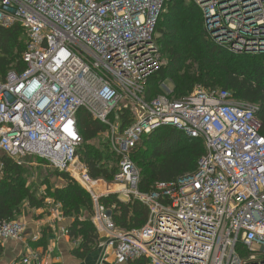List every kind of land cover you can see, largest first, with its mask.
I'll return each instance as SVG.
<instances>
[{
    "label": "built area",
    "instance_id": "obj_1",
    "mask_svg": "<svg viewBox=\"0 0 264 264\" xmlns=\"http://www.w3.org/2000/svg\"><path fill=\"white\" fill-rule=\"evenodd\" d=\"M166 1L0 0V26H20L26 36L24 70L0 76V153L16 162L34 157L73 178L91 197L92 224L115 264H264L257 106L219 89L177 99L168 82L145 99L149 79L165 65L156 28ZM193 1L214 43L234 55H264V0ZM81 109L109 127L119 158L113 182L93 179L80 160ZM122 112L131 114L124 129L110 119ZM162 127L201 140L205 154L193 174L142 193L132 154ZM111 195L144 205L146 225L118 229L115 206L101 203ZM26 233L20 220L0 221V242H22Z\"/></svg>",
    "mask_w": 264,
    "mask_h": 264
},
{
    "label": "trees",
    "instance_id": "obj_2",
    "mask_svg": "<svg viewBox=\"0 0 264 264\" xmlns=\"http://www.w3.org/2000/svg\"><path fill=\"white\" fill-rule=\"evenodd\" d=\"M200 9L187 5L185 0H167L156 28V42L160 52L168 57L165 64L153 75L146 86L145 99L151 101L162 94L161 85L168 82L174 87L177 99L190 96L196 89L229 91L236 101L257 106L260 133L264 135V55H234L207 39ZM161 36L158 37L157 35ZM26 36L20 26L4 29L0 26V76L9 71L22 72L25 68L22 56ZM130 112L113 113L111 121L119 120L121 129L130 124ZM78 129L83 143L78 151L80 160L93 179L113 182L118 171L119 158L107 140V151L94 147L92 141L106 133L109 127L95 120L86 110L78 112ZM139 149V150H138ZM149 149L151 151H149ZM145 153L151 160L144 164ZM205 154L203 142L186 136L172 127H162L144 135L141 145L133 151L132 160L144 165L139 190L150 193L156 183L174 182L193 174L199 160ZM141 157V158H139ZM111 160L115 167L110 166ZM147 161V162H148ZM43 162V161H41ZM0 164V221H16L21 211L40 209V200L23 186V174L19 164L6 156ZM138 168V166H137ZM139 169V168H138ZM64 186L57 188L52 199L62 207V214L73 219L69 236L81 241L76 254L84 257L99 242V235L92 224L94 215L90 195L68 174L58 171ZM106 207L115 206L113 221L123 231L142 229L148 221V209L138 201H122L117 195L102 199ZM128 264H149L140 260Z\"/></svg>",
    "mask_w": 264,
    "mask_h": 264
},
{
    "label": "crops",
    "instance_id": "obj_3",
    "mask_svg": "<svg viewBox=\"0 0 264 264\" xmlns=\"http://www.w3.org/2000/svg\"><path fill=\"white\" fill-rule=\"evenodd\" d=\"M17 219L27 226L26 236L22 242H0V264H16L28 256L31 257L30 264H100L102 259V264H115L111 250L105 256L102 237L84 257L76 254L81 241L65 234L73 219L65 217L61 205L56 202L40 209L26 207ZM34 237L38 240L34 241Z\"/></svg>",
    "mask_w": 264,
    "mask_h": 264
},
{
    "label": "rangeland",
    "instance_id": "obj_4",
    "mask_svg": "<svg viewBox=\"0 0 264 264\" xmlns=\"http://www.w3.org/2000/svg\"><path fill=\"white\" fill-rule=\"evenodd\" d=\"M185 3L187 5H196L194 3L193 0H185ZM203 30L205 31L204 27ZM205 34L207 36V39L210 40L211 42H213L207 35L206 31ZM158 37H160L161 35L158 34ZM23 40V38H22ZM214 43V42H213ZM26 44V39L25 41L23 40V45ZM215 45H217L216 43H214ZM218 47H220L219 45H217ZM221 48V47H220ZM168 63V57L165 56V64ZM168 85L173 89L174 91V87L172 84L168 83ZM112 123L116 122V123H120L119 120H115L114 122L111 121ZM110 136L109 133V129L107 130L106 133H103L101 135L98 136V138L94 141H92L94 147H96L97 149H102L104 152H108L107 151V138ZM139 145H141V141L139 143ZM139 150V149H138ZM149 151H151L149 149ZM2 157V154L0 153V159ZM151 154L150 153H145L144 156V164H148L151 160ZM141 158V157H139ZM148 159V160H147ZM137 166L139 168V170L141 171V174L144 175L145 170H144V165L143 163L140 162V160H137ZM148 161V162H147ZM15 163L19 164L21 169H22V174H23V186L27 187L29 192L32 193L36 199L40 200L41 198H45V205L47 204H55L54 200L52 199V194L53 192L57 189V188H61L64 186V181L58 177V171L49 167L47 165V163L45 162H41L39 159H36L34 157H27L24 160H20L18 162L14 161ZM110 166L112 168H116L115 167V163L113 160H111L110 162ZM2 169L1 164H0V170ZM118 197H120V195H117ZM124 198V197H122ZM44 206L42 208H44Z\"/></svg>",
    "mask_w": 264,
    "mask_h": 264
}]
</instances>
